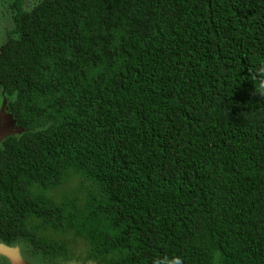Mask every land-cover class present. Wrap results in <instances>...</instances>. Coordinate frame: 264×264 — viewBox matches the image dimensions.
Returning a JSON list of instances; mask_svg holds the SVG:
<instances>
[{"label":"trees","instance_id":"obj_1","mask_svg":"<svg viewBox=\"0 0 264 264\" xmlns=\"http://www.w3.org/2000/svg\"><path fill=\"white\" fill-rule=\"evenodd\" d=\"M2 7L0 88L22 131L0 140L1 244L264 264V0Z\"/></svg>","mask_w":264,"mask_h":264},{"label":"rangeland","instance_id":"obj_2","mask_svg":"<svg viewBox=\"0 0 264 264\" xmlns=\"http://www.w3.org/2000/svg\"><path fill=\"white\" fill-rule=\"evenodd\" d=\"M4 4H6V0H0V12L1 9L4 10V7H2ZM2 35L3 32L0 30V43L5 39ZM3 95V91L0 88V140L9 134H16L22 131L14 125L13 118L7 110L6 97ZM1 116L6 117L4 118L5 123H8L5 126L1 121L3 119ZM80 182L81 177L79 175H70L65 179V182L59 188L52 191L51 195L56 197V199H60L63 197L62 195L70 193L73 189L80 186ZM73 245L77 249L74 251L75 253L72 256L57 258L52 262H45L39 258L35 259L31 257L27 251L28 248L24 249V243H17L8 247L0 243V264H97L91 260H84L86 251L82 244L76 242Z\"/></svg>","mask_w":264,"mask_h":264},{"label":"bare ground","instance_id":"obj_3","mask_svg":"<svg viewBox=\"0 0 264 264\" xmlns=\"http://www.w3.org/2000/svg\"><path fill=\"white\" fill-rule=\"evenodd\" d=\"M11 116V115H10ZM1 118H3L1 121L3 122V125H6L8 122H6L5 123V119L4 118H6V117H3V116H1ZM9 119H11V118H9Z\"/></svg>","mask_w":264,"mask_h":264},{"label":"clouds","instance_id":"obj_4","mask_svg":"<svg viewBox=\"0 0 264 264\" xmlns=\"http://www.w3.org/2000/svg\"><path fill=\"white\" fill-rule=\"evenodd\" d=\"M174 264H180L179 259L175 260V261H174Z\"/></svg>","mask_w":264,"mask_h":264},{"label":"water","instance_id":"obj_5","mask_svg":"<svg viewBox=\"0 0 264 264\" xmlns=\"http://www.w3.org/2000/svg\"><path fill=\"white\" fill-rule=\"evenodd\" d=\"M5 126V125H4ZM6 247H8V246H6Z\"/></svg>","mask_w":264,"mask_h":264}]
</instances>
